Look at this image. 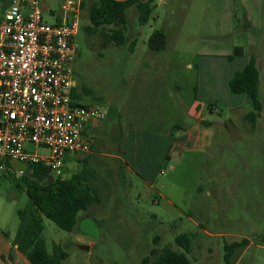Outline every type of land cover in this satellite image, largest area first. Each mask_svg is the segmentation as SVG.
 <instances>
[{
	"label": "rangeland",
	"instance_id": "1",
	"mask_svg": "<svg viewBox=\"0 0 264 264\" xmlns=\"http://www.w3.org/2000/svg\"><path fill=\"white\" fill-rule=\"evenodd\" d=\"M63 1L41 0L45 21H55ZM227 1L155 0L144 25L131 7L127 42L107 48L87 34L82 10L75 80L105 117L89 129L90 152L67 153L63 178L87 158L98 170L102 202L80 212L72 231L41 214L48 251L58 243L69 253L63 264H143L155 236L157 246L185 252L192 264H223L224 244L248 238L253 243L236 248L232 264H264V0L252 1L250 19L241 0H230L231 11ZM8 7L1 0L0 15ZM206 7L213 15L204 20ZM156 29L166 33L161 51L148 47ZM245 47L260 71L263 107L254 126L245 94L231 92L214 73L207 83L198 73L203 54L218 55L221 76ZM24 208L33 207L22 174L1 161L0 252L7 244L13 249ZM181 234L192 236L190 252L176 243ZM10 254L12 260L0 254V264H32L23 253Z\"/></svg>",
	"mask_w": 264,
	"mask_h": 264
},
{
	"label": "built area",
	"instance_id": "2",
	"mask_svg": "<svg viewBox=\"0 0 264 264\" xmlns=\"http://www.w3.org/2000/svg\"><path fill=\"white\" fill-rule=\"evenodd\" d=\"M81 12L82 0H64L48 23L41 0H12L0 15V162L42 164L56 178L68 152H90L88 130L105 114L73 99Z\"/></svg>",
	"mask_w": 264,
	"mask_h": 264
},
{
	"label": "trees",
	"instance_id": "3",
	"mask_svg": "<svg viewBox=\"0 0 264 264\" xmlns=\"http://www.w3.org/2000/svg\"><path fill=\"white\" fill-rule=\"evenodd\" d=\"M11 1L9 0V4ZM131 7L137 9L138 21L144 25L152 17L155 0H82V10L87 8L90 20V24L85 28L87 34L98 35L103 48L110 44L123 46L127 42L128 9ZM166 44L167 38L163 29L154 30L148 38V47L153 51L164 50ZM240 52L242 55L243 51ZM229 88L235 94L247 96L251 110L246 113V118L251 120L254 126L263 107L256 53H252L247 64L233 74ZM73 99L82 105H90L77 86L73 90ZM83 161L82 167L70 177H56L54 181H49L52 173L50 168L42 164H33L30 173H22L23 187L33 208L18 211L21 225L16 232L13 245H17L16 250L25 254L32 264H63L69 256L58 243L53 245L51 253L48 251L42 234L44 226L41 214L51 219L59 228L72 231L78 223L80 212H86L92 204L102 202L99 195L98 170L90 165L87 158ZM6 163L12 167L11 159H7ZM159 239V236L154 237L153 247L142 258L143 264H192L185 252L178 251L170 245L157 246ZM175 241L185 251L190 252L193 241L190 234L178 235ZM248 244V238L225 243L223 264H232L236 248ZM10 257L13 258V254H10Z\"/></svg>",
	"mask_w": 264,
	"mask_h": 264
},
{
	"label": "crops",
	"instance_id": "4",
	"mask_svg": "<svg viewBox=\"0 0 264 264\" xmlns=\"http://www.w3.org/2000/svg\"><path fill=\"white\" fill-rule=\"evenodd\" d=\"M252 1H255V0H250V1L241 0L243 10H245V13H246L245 19H250V6L253 7ZM227 3H228L227 4V8H228L229 11H231L232 9L230 8V5H229L230 4V0H228ZM225 9H226V7H225ZM204 12H205L204 13V20L206 18L209 19V16L213 15V10L210 9L209 7H206ZM248 53H249L248 48L245 47V49L243 51V55H241V57L237 58L233 63L227 64L224 67V70H223L221 76L218 73L217 64L215 63L216 60H214V59H216V57L218 55L217 56H213V54H209V55L208 54L207 55L203 54L204 65H202V69H200L199 72H198L199 76L200 77L202 76V78H204V81L207 83L208 80L213 78L212 76H213V73H214L216 75L214 78L218 79V81L224 82L225 84L228 85V88H229V81H230L231 77L233 76V74L237 70H241L247 64V62H248ZM226 57H228V56H226ZM209 68L211 69V71L209 70ZM209 86H211V85L209 84ZM200 120H202V118H200ZM197 125H195V127H193V129H196V127L200 126V125H198V126ZM200 139H201V136H198L196 138V140H197L196 142L201 141ZM0 240H1V235H0ZM252 243H253L252 241L249 242V244H252ZM7 247L9 249V251L2 250L0 252L2 259H4L7 256V258H9V260H12L9 257V255H10V253H11V251L13 249H14V253L17 254V256H18L19 251L16 250L17 245H14L13 249L10 247L9 244H7Z\"/></svg>",
	"mask_w": 264,
	"mask_h": 264
},
{
	"label": "water",
	"instance_id": "5",
	"mask_svg": "<svg viewBox=\"0 0 264 264\" xmlns=\"http://www.w3.org/2000/svg\"><path fill=\"white\" fill-rule=\"evenodd\" d=\"M11 166L16 170H22L24 172L30 173L32 171V166H28L26 163L20 162L16 159L11 160ZM49 178H50L49 181L55 180L53 175H50ZM81 248L85 249V250H89L90 247H89V245H82Z\"/></svg>",
	"mask_w": 264,
	"mask_h": 264
}]
</instances>
